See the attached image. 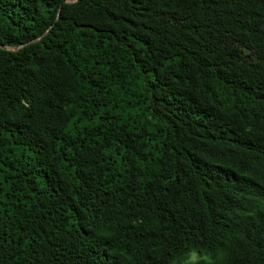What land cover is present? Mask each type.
Here are the masks:
<instances>
[{"label": "trees", "instance_id": "trees-1", "mask_svg": "<svg viewBox=\"0 0 264 264\" xmlns=\"http://www.w3.org/2000/svg\"><path fill=\"white\" fill-rule=\"evenodd\" d=\"M0 264H264V0H0Z\"/></svg>", "mask_w": 264, "mask_h": 264}, {"label": "water", "instance_id": "water-1", "mask_svg": "<svg viewBox=\"0 0 264 264\" xmlns=\"http://www.w3.org/2000/svg\"><path fill=\"white\" fill-rule=\"evenodd\" d=\"M5 49H16L17 47L13 48V47H9V46H2Z\"/></svg>", "mask_w": 264, "mask_h": 264}]
</instances>
